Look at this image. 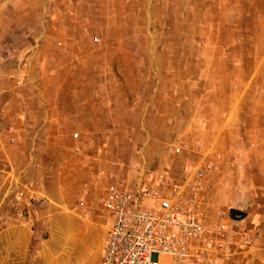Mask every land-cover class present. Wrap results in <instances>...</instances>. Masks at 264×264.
Instances as JSON below:
<instances>
[{
	"label": "rangeland",
	"instance_id": "374dc122",
	"mask_svg": "<svg viewBox=\"0 0 264 264\" xmlns=\"http://www.w3.org/2000/svg\"><path fill=\"white\" fill-rule=\"evenodd\" d=\"M216 135L264 145V0H0V243L28 241L0 264H97L110 185L169 193L206 160L199 214L230 233Z\"/></svg>",
	"mask_w": 264,
	"mask_h": 264
},
{
	"label": "built area",
	"instance_id": "2783aa9c",
	"mask_svg": "<svg viewBox=\"0 0 264 264\" xmlns=\"http://www.w3.org/2000/svg\"><path fill=\"white\" fill-rule=\"evenodd\" d=\"M176 148L175 152H179ZM216 170L209 160L185 168L184 183L171 192L135 191L110 185L104 208L107 240L97 264H219L230 261L237 245L224 224L208 225L196 201L203 182ZM160 185H169L168 178ZM188 190L189 195H184Z\"/></svg>",
	"mask_w": 264,
	"mask_h": 264
},
{
	"label": "crops",
	"instance_id": "0c3cea01",
	"mask_svg": "<svg viewBox=\"0 0 264 264\" xmlns=\"http://www.w3.org/2000/svg\"><path fill=\"white\" fill-rule=\"evenodd\" d=\"M44 98L42 97L40 101L37 100L40 105V110L36 113L39 124L36 123L39 127L34 132L30 131L26 135L36 137L34 140L33 136L26 138L27 141L34 144L36 149H38L39 144L38 135L41 137L40 147L43 149L45 145L43 142H46L44 138L46 134L49 132L52 135L51 133L55 132L53 131V121H50L48 124L51 129L50 131L46 127V123L48 119H52L55 116L57 111L55 112L49 109L50 107ZM82 102H85V100ZM88 102L89 100H87ZM82 106L81 115L90 117V106H87L88 108L86 110L85 105L83 104ZM98 111L100 112V109ZM22 114L20 111V115ZM23 116L27 119L31 117L28 111ZM24 123L27 124L28 122L25 121ZM23 126L27 131V126L25 124ZM83 131H86V129ZM211 133L215 135L219 134L220 131ZM233 133L246 134L247 130L239 127L234 129ZM15 134L17 135L18 132H15ZM222 140L223 138H219L217 135L214 137L211 136V141H216L219 152H224ZM233 140L234 138L227 137L226 151L223 153L226 162V179L228 182L225 186H221V188L217 185V195L219 197L226 196L230 202H233L234 209L245 213L246 216L244 219L240 221H226V223L230 229L232 239L236 241L239 238L238 235L243 236L250 241V247L241 255L235 257L234 260L226 262L225 264H264V145L262 146L260 143L251 146V143L234 142ZM231 141L233 142L231 143ZM3 242V244L0 243V254H20L25 252L26 248L24 247L28 244L26 239L18 238L5 239ZM2 245H6L5 248H1Z\"/></svg>",
	"mask_w": 264,
	"mask_h": 264
},
{
	"label": "water",
	"instance_id": "95a60500",
	"mask_svg": "<svg viewBox=\"0 0 264 264\" xmlns=\"http://www.w3.org/2000/svg\"><path fill=\"white\" fill-rule=\"evenodd\" d=\"M229 216L232 220L240 221V220L244 219L246 215L242 211H238L236 209H231L229 212Z\"/></svg>",
	"mask_w": 264,
	"mask_h": 264
}]
</instances>
